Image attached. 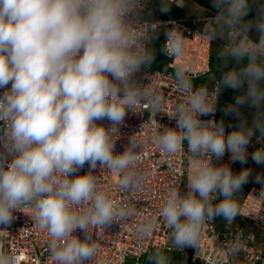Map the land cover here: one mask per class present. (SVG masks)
<instances>
[{
	"label": "clouds",
	"instance_id": "clouds-1",
	"mask_svg": "<svg viewBox=\"0 0 264 264\" xmlns=\"http://www.w3.org/2000/svg\"><path fill=\"white\" fill-rule=\"evenodd\" d=\"M173 2L183 5L184 0H160L162 10ZM212 3L218 12L211 38L224 41L219 86L214 92L194 87L183 64L178 65L175 80L184 98L167 114L176 127L156 124L152 133L165 157L185 146L188 153L187 191L169 187L160 207L172 243L181 250L198 247L208 221L239 215L235 197L252 170L234 173L228 164L214 165L213 157L220 160L228 152L233 163L243 165L251 138L259 132L258 139L264 140V0ZM253 5L256 17L246 20ZM142 7L143 0H0V226L11 225L15 211L29 209L47 232L51 264H89L97 259L95 228L104 230L127 218V205L118 206L98 186L93 174L98 163L119 177L121 190L142 185L135 171L142 143L130 138L122 153H114L128 111L146 109L157 122L154 117L166 100L149 77L146 84L136 79L154 59L148 46L161 26L141 19ZM252 28L258 39L250 37ZM166 41L165 54H183V33L174 23ZM230 62L235 66L229 67ZM224 88L238 92L223 109L239 120L230 132L223 120L199 118L216 112ZM244 104L256 110L251 124L240 112ZM105 119L111 127L97 123ZM252 160L264 165V145ZM85 164L89 170L75 174ZM255 181L264 198V173H257ZM77 229L83 239L74 234ZM151 229L150 222L142 223L138 234L143 238ZM8 233L0 228V237ZM238 250L237 241L231 252ZM150 260L169 264L161 250ZM0 264H16L2 246Z\"/></svg>",
	"mask_w": 264,
	"mask_h": 264
},
{
	"label": "built area",
	"instance_id": "built-area-1",
	"mask_svg": "<svg viewBox=\"0 0 264 264\" xmlns=\"http://www.w3.org/2000/svg\"><path fill=\"white\" fill-rule=\"evenodd\" d=\"M154 1L143 0L139 15L144 20L161 22L159 32L151 43L155 48L157 40L159 38L162 40L160 52L165 58V63L157 69L142 68L136 74V79L141 83L146 84L150 81L155 84L165 95L166 100L160 113L154 117L157 122L151 120V114L146 109L141 113L128 111L124 124L119 128L120 137L115 141V154L124 151L130 138L142 143L139 150L140 160L135 166V171L143 177L140 188L121 190L118 183L119 177L103 165L100 166L99 163L93 170L98 186L107 191L118 206L127 205L129 212L126 219L113 222L104 230L100 227L95 228L93 239L98 245L97 259L90 261L89 264H99L101 259L106 261V264H126L128 260L131 264H146L147 255H151L155 249L176 250L182 257L181 264H264V198L259 195L262 185L259 187L252 184L245 193L236 195L239 215L234 220L228 221L222 217H216L208 221L202 229L197 248L186 246L181 250L173 248L170 244L171 229L160 215V207L169 187L179 186L181 194L187 191L188 153L185 146L175 155L165 157L152 139L153 128L156 124L176 127L175 119L167 114L174 104L182 102L184 98V93L180 91L175 80L177 66L182 63L190 79L205 77L211 70L212 43L218 42L217 44L222 46L224 41L220 38H211L214 28L212 19L216 16L217 9H209L196 0V5L202 9L198 14L155 18L153 17ZM171 5L182 9L187 5V0H184L183 5L175 2ZM173 23L183 33L184 52L180 56L165 54L162 51V48L167 45L166 31L172 28ZM205 28L208 29L207 33L204 32ZM193 86L206 87L210 92H214L219 86V79L199 81L196 86ZM2 91L3 89H0V92ZM219 99L220 95L218 102ZM216 114L217 110L214 114L199 118L217 121ZM97 123L111 127V122L107 119ZM225 128L228 131L226 125ZM258 137L247 148L250 160H252V153L264 145V140ZM229 157L230 153L226 152L220 160L213 157L212 163L217 166L228 164L234 173H239L238 167L241 163H233ZM88 170L89 166L85 164L84 168L75 174L83 175ZM14 216L16 219L11 225L6 228L0 226L9 232L6 236L0 237V246L5 247L16 257V264H51L47 252L46 230H41L36 225L31 211L27 208L22 212L15 211ZM148 222L152 224V229L149 234L141 238L138 227ZM74 234L80 239L84 238V233L80 229H77ZM237 241L239 250L232 253L231 246Z\"/></svg>",
	"mask_w": 264,
	"mask_h": 264
},
{
	"label": "trees",
	"instance_id": "trees-1",
	"mask_svg": "<svg viewBox=\"0 0 264 264\" xmlns=\"http://www.w3.org/2000/svg\"><path fill=\"white\" fill-rule=\"evenodd\" d=\"M198 2L200 4L205 5L209 9H216L215 7H213L212 0H198ZM174 8L177 9V11H175V13L176 12L179 13V10H181V8H176V7H174ZM175 13L173 12V16H180V15H177ZM255 17H256V5H253L250 8V11L248 13V16L245 19L246 20H252ZM249 35L254 40L255 39H258V33L256 32L255 28H252L250 30ZM161 41L162 40H160V38H159V40H157L156 47L157 46H160ZM154 49H155L154 50L155 51V54L156 55L159 54L160 50L158 52L156 48H154ZM221 50H222V46H220L217 43H212L211 56H210V66H211V70H210V72L205 77H203V80L219 79V81H220L221 76H222L223 71H224V69H223V67L221 65V62L218 60V55H219V52ZM232 66H235V65H234L233 62H230L229 63V67H232ZM196 84L197 83H195L194 85L196 86ZM237 94H238V92H236V91H234V90H232L230 88H224V89H222L221 92H220V99H219V102H218V105H217L216 119H217L218 122L221 121V120H223L224 125H226L228 127V131L229 132L238 125L239 120L234 115H230V114L229 115H226L224 113L223 109L226 107V105L234 102V98H235V96ZM244 105L247 106V107L249 106L248 104H244ZM241 113H242V115L244 117V113L242 111H241ZM247 122L249 124H251L252 120H247ZM257 135H260L259 132H257L251 138V142L254 140V138ZM236 166L238 167V165H236ZM250 185H249V183H246L245 185H243L242 186V189H241V192L242 193H245L249 189ZM156 250H160V249H155V251ZM161 251H163L164 254L169 258V264H180L181 263L182 257H181V255L176 250H164V249H162ZM151 255H147L146 260H145L146 261L145 262L146 264H152V261L150 260Z\"/></svg>",
	"mask_w": 264,
	"mask_h": 264
},
{
	"label": "rangeland",
	"instance_id": "rangeland-1",
	"mask_svg": "<svg viewBox=\"0 0 264 264\" xmlns=\"http://www.w3.org/2000/svg\"><path fill=\"white\" fill-rule=\"evenodd\" d=\"M196 0H187V5L184 6L181 10H179V13H175V11H177V9H175L174 7H172V5H169V8L167 11H163L160 5V0H155L154 3V14L153 17L157 18L158 16H169V15H173V12L177 15L180 16H188L190 14H198L199 12L202 11L201 7H199L198 5H196ZM174 10V11H173ZM161 40V39H160ZM221 40V39H220ZM159 43V42H158ZM157 43V44H158ZM214 43H218V42H214ZM149 51L153 54L154 59L150 65L151 68L153 69H157L160 68L164 63H165V58L161 55V53L159 52V50L161 49V44L160 46L155 45V48L157 49V51L159 52V54H155V49H154V44L151 43L149 46ZM192 84L194 85L195 83H198L199 81H203V78L200 79H190ZM244 113V118H246L247 120H253L254 116H255V112L256 110L250 106H245L242 105L240 107V112ZM250 157H248V161L246 164H241L238 168V171L240 172L243 168H250L252 170V175L249 177V185L250 184H255L256 186H261V184L256 183L255 181V176L257 173H264V165H257L256 163H254L252 160H250ZM170 244L173 248H177L173 245L172 243V239L170 238ZM155 252V250L153 251V253ZM152 253V254H153ZM126 264H130V261H128V263Z\"/></svg>",
	"mask_w": 264,
	"mask_h": 264
},
{
	"label": "crops",
	"instance_id": "crops-1",
	"mask_svg": "<svg viewBox=\"0 0 264 264\" xmlns=\"http://www.w3.org/2000/svg\"><path fill=\"white\" fill-rule=\"evenodd\" d=\"M181 261H182V259H181ZM181 264V263H180Z\"/></svg>",
	"mask_w": 264,
	"mask_h": 264
}]
</instances>
